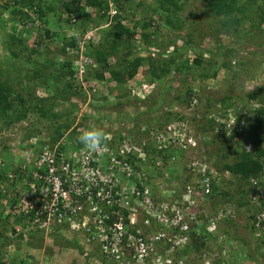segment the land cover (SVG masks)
Listing matches in <instances>:
<instances>
[{
    "label": "rangeland",
    "instance_id": "1",
    "mask_svg": "<svg viewBox=\"0 0 264 264\" xmlns=\"http://www.w3.org/2000/svg\"><path fill=\"white\" fill-rule=\"evenodd\" d=\"M6 1L0 0L1 13ZM105 1L103 12L95 6H86L78 15L87 22V29L81 24V19L71 17L60 2L55 3V13L47 14L51 22L45 25L39 23L34 27L33 24L28 27L19 25L14 29V20H18L19 16L9 17L4 11L5 15L0 20V79L12 83L17 102L14 112L10 113L15 121L0 119V171L6 170L9 171L8 175H12L20 166L34 167L39 153L57 146L50 143L54 140L56 131L69 122H73V125L60 141L65 144L66 158L73 164L78 158L80 160L82 156L84 158L87 154L98 151L91 152L84 146L79 147L77 137L82 129L97 127L105 133L124 134L129 143L134 141L136 145L143 142L150 144L153 142L149 136L151 132L156 128L164 131L170 124H174L168 118L183 116L182 121L176 120L175 123L187 119L194 121L191 127L196 131L199 150L186 154L179 151L177 158L165 165L164 161L161 165H156L160 160L155 155L150 157V164L154 169L149 171V177L158 195L156 200L165 201V207L170 209L171 215L175 214V208H181L185 209L188 216L194 213L208 219L219 215H224L225 220L230 217L229 223L225 220L220 222L217 230L219 236L206 241L204 247L196 251L190 245L185 246L183 250L188 252L186 256L195 258L196 264H203V255L217 260L220 253L226 264H264V237L258 235L254 227L256 217L264 212L263 206L258 211L261 206L258 200L264 194V186L259 182H264V174L260 181L252 180V185H249L235 175L224 172L221 169L223 162L233 161V151L239 145L233 140L226 142L215 138L216 126L215 130L208 127V132L203 128L207 127L208 118H212L226 126L223 129L224 135L229 136L231 128L228 126L235 122V116H242L249 108L261 106L259 102H249L245 96L246 93L264 87V26L258 27L260 20L257 14L261 3L248 9L240 3L242 11H234L230 16H225L218 15L209 0H174L182 8L172 14L166 12L167 8H174L170 5L159 9L158 2L162 3V0H122V7L128 15L126 26L134 28L138 22H147L148 18L154 20L147 32L152 36L156 32V42L149 46L143 42L140 33L138 40L134 36V52L137 50L143 58L150 56L160 60L175 56L179 63L191 69L181 75L172 69L164 80L155 82L149 81L147 74L143 77L138 75L130 84L131 88L127 86L120 92H115L114 83L110 79L102 85L94 84V81L90 86L100 85L98 91L91 92L88 96H74L69 101L56 97L53 101L59 105L54 107L51 100L62 92L64 85L62 80L59 83L54 79L59 70V65L56 64L64 62L62 56H57L55 51L62 46L64 39H81L79 47L82 53L73 61L74 68L80 70L78 61L84 64L80 60L81 55L91 59L85 54L87 40L97 43L106 30L104 28L111 24L108 9L113 0ZM100 13L106 15L105 20H101ZM166 15L172 16L173 23L166 22ZM68 19L71 20L70 23ZM235 19L237 20L232 21ZM45 28L51 30V37L45 36ZM8 34H19L25 40L24 45L13 46L14 50L19 51L18 57L12 56L5 46ZM38 42L42 44L40 49L37 48ZM34 49L38 50L35 54ZM177 49L178 53L175 51ZM198 57L204 60L202 66L195 65L194 60ZM88 66L92 65L89 63L83 71H87ZM76 76L74 82L78 86L84 83L82 86L88 87L84 75L80 77L78 73ZM80 80L83 83L80 84ZM45 84L48 86L45 87ZM190 86L194 89V96L190 104L186 105L179 101L178 96H184ZM29 91L33 93L31 101L27 98ZM134 91L137 95L133 94ZM226 96L231 97L227 100L226 108L230 107L228 103H232V108H225L223 116L222 108L225 106L220 101ZM42 100L48 101L41 104ZM25 107L29 109L26 110V116L22 117ZM244 140L245 137L241 136L237 139L240 143ZM151 145L156 146V149L159 147L156 142ZM223 147L226 149L225 157L219 151ZM108 156L104 149L100 156L102 163ZM192 161L210 168L212 174L208 179L218 177L219 186L229 196L220 191L218 199H202L198 190L205 181L202 179L199 182V178L196 180L189 173L186 166ZM149 167V164H145L143 170L148 171ZM8 185L7 182L0 184L4 194L11 189ZM250 186L252 192L248 189ZM1 202L7 204L5 199ZM9 213L7 208L4 217ZM252 215L255 219L251 218ZM12 217L9 219L11 224L9 221H0V264H18L21 260H26L28 264H103L98 257L91 256V253H97L95 249L81 239H78L79 244L71 245L77 236L70 230L49 227L37 229L33 225L27 227L16 223ZM128 262L122 260L121 264H129Z\"/></svg>",
    "mask_w": 264,
    "mask_h": 264
},
{
    "label": "trees",
    "instance_id": "2",
    "mask_svg": "<svg viewBox=\"0 0 264 264\" xmlns=\"http://www.w3.org/2000/svg\"><path fill=\"white\" fill-rule=\"evenodd\" d=\"M84 0H7L3 6L2 13L0 12V20L3 19L4 11L8 13L9 17H16L19 16V19L14 20V24L16 23V28L19 25L22 26H30V24H33V27L36 25L41 24H48L51 22V18L47 17V14L55 13V3L59 2L66 8L68 14L72 17H79L78 15L81 13L82 10L86 8V6H95L99 10L102 9L103 12V6L106 3L105 0H86L83 4ZM212 7L215 9L216 13L218 15H225L230 16L234 11H242V5L245 9H248L250 7H254L255 5H258L261 3V5L257 8V14L258 19L260 20V24H258V27L264 26V0H209ZM114 4L117 7L118 14L113 17L112 19L109 18L111 21V24L107 26L105 32L101 35V39L96 43L89 41L86 44V51L85 54L91 58V60L94 62V65L91 67L88 66L87 71L84 70V79L86 82H88V87H83L84 83L80 80V86L76 82H74L77 79L78 69L74 68L73 61L77 59L81 52L80 43L81 39L77 40L74 37L67 38V40L64 39L62 46L56 49L55 54L58 56H62V59H64V62L62 63H55L58 66V72L56 77L54 76V79L61 83V80L64 82L62 92L60 94L53 96L52 98V105L58 106L59 103H55L53 100H56V97L59 99L61 98L63 101H69L74 96H80V95H86L88 96V93L93 91V86H90L91 82L94 81H103L105 82L106 79H110V82H114L113 88L116 91H123L127 87L128 81L134 79L136 76H144L147 74V79L149 81L155 82L159 80H164L166 75L170 74L172 69L173 71H176L178 74H183L187 72L191 67L185 66V64H181L178 62L177 58L175 56L170 57L167 60H160V59H154L152 57H146L143 58L139 55V52L137 50L132 49L135 45L134 43V35L137 31L141 33L142 39H144V43L148 44L149 46L153 45L156 41L154 40L156 38V32H153L152 34H149L147 32V29H150L151 26L154 24V20L152 18H148L149 20L147 22H138L136 25H134V28H130L126 26L125 21L127 20L128 15H126V12L124 11V8L122 7V0H113ZM242 3V5L240 4ZM159 9L167 8V5H170L174 7L173 9L167 8L166 12H170L171 14L174 12H177V10H181L182 6L175 2L174 0H162L161 2H158ZM169 7V6H168ZM256 9V8H255ZM145 11V10H144ZM168 14V13H167ZM105 14L100 13L101 20H105ZM47 17V18H45ZM80 18V17H79ZM167 23H173L172 16L166 15L164 16ZM81 19V24L83 23V26L85 28L87 27V22H84L83 18ZM69 20V19H68ZM232 20V21H236ZM71 20L68 22L70 23ZM19 23V24H18ZM14 26V25H13ZM88 28V27H87ZM86 28V29H87ZM45 36L51 37V30L45 28ZM84 33V32H82ZM81 33V34H82ZM153 37V38H152ZM8 40L5 41V46L7 50L11 51L12 56L18 57L19 51L14 50V45H24L25 40H23L19 34L15 36L14 34H8ZM149 38H152L149 39ZM192 39V38H191ZM190 39V40H191ZM187 41V44L190 42ZM37 48L40 49L42 44L40 42L37 43ZM26 47V46H25ZM38 50L34 49L33 54H35ZM177 53L179 50H175ZM48 51H46L47 53ZM43 55V54H40ZM83 55V54H82ZM202 57H198L194 60L195 65L202 66L204 64ZM29 63V62H27ZM144 67L146 70L144 71ZM37 73V72H36ZM38 75V73L36 74ZM106 75H109L107 77ZM76 83V84H75ZM58 84V83H56ZM59 85V84H58ZM48 86V84H45V87ZM83 89L87 90L84 91ZM89 90V92H88ZM29 96H27L28 100L33 99V93L29 91ZM15 88L8 80L4 81L0 79V119H7L10 122H14L15 120L11 117V112H14L15 102H17V98L15 97ZM14 96V97H13ZM194 96V89L190 86L186 90L184 96H178L179 101H181L183 104L186 105L190 104V101L192 97ZM245 96L248 97V101H254L261 103V106L249 108L245 114L237 115L235 116V122H233L232 127L230 131L231 134L229 136H225V131L223 129L226 128L222 123L215 122L212 118H208L209 121H207V127L204 126L203 128L207 129L208 127L210 130H215L216 126V132L214 131V137L219 140H224L231 142V140L234 141V143L238 144L239 148L233 151L234 159L231 162H223L222 164V170L224 172L231 173L232 175H235L236 178L241 180L242 182H245L249 185H252V180H261L262 174H264V106H262V103L264 102V87L259 88L256 90H253L249 93H246ZM120 97V96H119ZM230 96H226L223 99H221L220 102L224 103V106L222 109H224L223 116L225 115V108L227 100H230ZM48 100H42L41 104H45V102ZM50 101V100H49ZM235 105V103H233ZM17 106V105H16ZM229 108H226L227 110L232 108V103H228ZM29 108L25 107V114H23L22 117L26 116V110ZM151 110V109H149ZM148 110V111H149ZM47 113V111H46ZM43 114V113H42ZM45 114V113H44ZM46 115V114H45ZM227 118V115L226 117ZM183 116H176L172 118H168L169 122L176 121V120H183ZM243 121V122H242ZM193 122V121H192ZM245 122V123H244ZM243 123V124H242ZM73 125V122H69V124H66L65 126L62 125L57 131L56 136L54 137V140L51 141L50 144H57V162L55 164H59L60 160L69 161V158H66V147L65 144H62L60 139L66 133L67 130L71 128ZM148 125V124H147ZM219 130H218V129ZM227 130V129H226ZM238 130H241L240 133H238ZM76 132L75 130H73ZM85 131V130H80ZM81 132V133H82ZM243 133V134H242ZM242 134V135H241ZM106 139L103 140V143H106L107 145H110L111 148H121L130 146L131 143L127 141L124 134H115L112 132H106ZM245 137V140L243 143H240V141H237L239 137ZM132 138V137H131ZM79 147H83L79 142ZM248 147V148H247ZM41 150V148H39ZM54 149V148H52ZM39 150V151H40ZM225 147L223 149H219L220 152H223V155L225 157ZM177 151L173 150L170 152L168 149L163 148L162 150H152L151 155L157 156L158 160L164 161V165L171 161L172 155L177 156ZM154 159V158H152ZM140 162V161H139ZM32 170H30V169ZM29 168H25L23 166H20L17 168L16 171L12 172L14 175V178H11L9 174V171L1 170L0 171V184L7 182L9 192L6 190L7 193H3L0 188V221L10 222V218L12 217L16 223H21V225H25L27 217L25 215H19L18 213L13 210L14 206H16L21 197L24 189L29 188L27 186V183L33 182L34 178L32 177V172L34 167L31 166ZM141 169V165L137 162V170ZM30 171V172H29ZM47 169L42 168L40 169V174L45 175ZM261 185L264 186V182H259ZM137 185L138 188L143 191L145 187H150L152 197L151 200L153 203L158 204L160 206L163 205L164 201L159 202L156 200V196H158L155 191V187L152 184V180L149 176H146L144 180H139L137 178ZM211 187H212V194L209 196L210 199H218L219 192L221 191L223 195L229 196V194L222 190V188L218 184V179H212L211 180ZM250 192H252L251 186L248 187ZM22 191V192H21ZM264 192V191H263ZM10 194V196H9ZM224 197V196H223ZM226 198V197H224ZM2 199H5L7 204H3L1 202ZM212 201V200H211ZM242 204V203H241ZM264 202L261 204V206L258 208V211L263 209ZM104 215H107L108 218L105 219V222L107 224H110L112 226L115 222H118L120 218H122V222L124 223L127 235L124 237V243L127 242L128 236L133 235L134 237H141L139 234V230L146 229L143 223L141 225H137V228L130 225L129 222V214L130 210H127L124 207L112 206V205H104ZM9 209V214L4 217V214L6 212V209ZM117 211L116 213H113ZM120 212V214H119ZM252 219H255L254 215L251 216ZM201 219L205 220L204 217L201 216ZM226 218H224L225 220ZM200 218H196L195 222H193L194 225H196V222H199ZM228 223L230 222V217L225 220ZM224 222V221H223ZM222 222V223H223ZM11 224V222H10ZM192 225V224H191ZM12 226V225H11ZM158 226H160L158 224ZM202 230V233L196 234L193 233L192 236V249H200L205 246V242L208 240L213 239V236L206 232V228L203 227L200 228ZM146 232V230H145ZM110 233V232H109ZM76 238H74V241L71 242L72 246H75L76 244H79V240L86 242L90 247L95 249V252L97 253H91V256L98 257L100 263L103 264H121V259H116L115 257L110 258V254H106L103 252L102 249V242L98 237H94L91 234L88 237L82 236L80 233H74ZM145 235H151L150 233H147ZM149 236H147V239H144V243L148 245L151 243L148 239ZM153 243V242H152ZM110 249H113L115 246V242L113 239H111V235L108 236V239L106 240V243ZM156 244V243H155ZM171 244L165 243L162 244V242H158L157 245L154 247L155 251H151V249L148 250V252L144 255V257L140 260L142 261L139 264H155L157 259L159 257H163L164 255H167V251L170 249ZM189 251V250H188ZM133 257L131 261L133 263H137L139 258V253H135V250H132ZM111 253V251H110ZM174 256H185L188 252H185L184 250H176L174 251ZM114 255V254H113ZM18 264H28L26 260H21ZM138 264V263H137Z\"/></svg>",
    "mask_w": 264,
    "mask_h": 264
},
{
    "label": "built area",
    "instance_id": "3",
    "mask_svg": "<svg viewBox=\"0 0 264 264\" xmlns=\"http://www.w3.org/2000/svg\"><path fill=\"white\" fill-rule=\"evenodd\" d=\"M108 11L111 19L118 14L113 1L110 2ZM139 34L140 32L136 31L134 35L136 40L140 38ZM89 38L90 36L87 39ZM80 60L84 62V64H81L78 61L80 69L78 73L81 77L84 74L83 68L87 67L89 63L94 65V62L91 59L84 58L83 55H81ZM95 83L100 82L95 81ZM94 84H92L94 87L92 92L98 91L101 87ZM133 93L137 92L134 91ZM232 124L229 123L228 127H232ZM151 138L160 143V149L165 148L170 152L179 150L186 154L198 152L199 150L198 138L194 136L186 122L185 124H170L159 134H152ZM56 148L45 149L38 154L32 172L34 181L27 183L29 188L24 189L19 203L13 208L19 215L23 214L27 217L25 222L27 227L33 225L37 229L45 227L68 229L71 232L80 233L84 237L91 234L100 239L103 252L110 254V258L131 260L133 257L131 251L135 250V253H139L138 264L142 262L140 260L149 249L155 251L154 247L158 242H162V244L170 243L171 247L167 251V255L159 257L155 264H196L195 258L191 259L186 255L174 256V251H181L185 246L191 244V233H202L199 222L198 226L193 224L197 216L194 213L188 216L184 212L185 209L181 208H175V214L171 215L169 213L170 209L165 207V204L159 208L144 205L140 202L141 192L137 189V182L134 178L140 177L142 179L144 173L142 170H137V167L128 160V153L132 151L131 145L114 149L103 143L96 153L87 154L84 158L82 156L80 160L78 158L73 164L63 159L60 160L59 164H55L57 162ZM104 149L109 156L102 163L100 156ZM172 156L174 160L176 155ZM186 167L191 174H205L207 172L206 166L197 161L189 162ZM42 168L48 171L45 175L40 174ZM10 176L14 178L13 174ZM209 183L210 181L207 180L204 188H199L198 192L202 196L209 191ZM132 194L136 195L134 202L130 201V195ZM149 195V188L145 187L144 197L146 198ZM258 201L260 204L264 202V194H261ZM137 204L145 210L141 209L137 212L139 208ZM104 205H119V207L130 210V225L137 228L138 224L143 223L146 232L140 228L139 234L141 237L137 238L129 235L127 242L124 243V237L128 232L122 218L112 226L107 224L105 219L108 216L104 215ZM113 213L117 214V211ZM256 218L254 223L256 233L264 237V212L258 214ZM222 220H224V215L208 219L205 230L211 234L216 233ZM147 233L151 235H145ZM109 235L115 242L113 249L105 244ZM147 236H149L148 239L151 242L148 247L144 243ZM128 263L133 262L129 261ZM203 264H212V262L210 259H204ZM222 264H226L225 261Z\"/></svg>",
    "mask_w": 264,
    "mask_h": 264
},
{
    "label": "clouds",
    "instance_id": "4",
    "mask_svg": "<svg viewBox=\"0 0 264 264\" xmlns=\"http://www.w3.org/2000/svg\"><path fill=\"white\" fill-rule=\"evenodd\" d=\"M107 77H109V75H106ZM107 80V79H106ZM105 80V81H106ZM134 81V79H132V80H130V81H128V83H127V86L129 87L130 86V84L132 83ZM100 82V85H102L104 82L102 81H99ZM112 83H114V82H112ZM115 84V83H114ZM134 84V83H133ZM131 88V87H130ZM130 88H128V89H130ZM130 91V93H131V90H129ZM134 95H137V93H133ZM179 121H182V120H179ZM186 122V124L188 123V127H189V129L192 131V133L194 132V136H196V131H193L194 129L191 127V123H192V121H190L189 119H187V120H185L184 122H179V123H185ZM194 122V121H193ZM173 123H175V121L173 122ZM148 126V125H147ZM147 126L145 125L144 127L146 128V130H147V132H149V128L147 129ZM166 129V128H165ZM161 131H159V129L158 128H156V130L154 131V132H151L150 134H149V136L150 137H152V134H159ZM106 139V135H105V132L103 131V129H101V128H97V127H91V128H89V129H87V130H85V131H83L82 133H80L79 135H78V137H77V140H78V142L81 144V145H83L85 148H87L89 151H91V152H95V151H97V149L101 146V144H102V142H103V140H105ZM154 142H156V143H158L157 141H154L153 140V142L152 143H154ZM152 143H150V144H148V143H146V142H143V143H140L139 145L137 144H135V142L134 141H132V143L130 144L131 145V148H132V151L130 152V153H128V160L129 161H131L132 162V164L135 166V167H137V162L141 165V169L140 170H142L143 171V173H144V177L141 179L140 177H135L134 178V180L137 182V178L139 179V180H144L145 178H146V176H150L149 175V171L150 170H153L154 169V166H151V164H150V157L152 156L151 155V151L152 150H162V149H160L159 147H158V149H156V146H153V145H151ZM158 144H160V143H158ZM177 152H179V150H176ZM173 160V159H172ZM171 160V163L173 162ZM140 161V162H139ZM160 163V164H159ZM170 163V162H169ZM168 163V164H169ZM145 164H149V170L148 171H145V170H143V166L145 165ZM162 164V161L160 160V161H158L157 163H156V165H161ZM207 169V172L205 173V174H201V173H194L193 175V178H195L196 180H198V178H199V182H201L202 181V179L205 181L204 182V184L207 182V180H209L210 181V183H209V191L207 192V193H205V194H203V196H202V199H205V198H207V199H209L210 197V195L212 194V187H211V179H208V176H211V174H212V171H211V169L210 168H206ZM147 172H148V174H147ZM216 178H218V177H216ZM204 184L201 186V187H199V188H204ZM149 188V191H150V195L148 196V197H144V190H145V188H144V190L143 191H141L139 188H138V185H137V189L141 192V196H140V198H141V200H140V202H142L144 205H150V206H154V207H158V204H155V203H153L152 202V200H151V197H152V193H151V188L150 187H148ZM136 200V195L135 194H132V195H130V201L131 202H134ZM138 202H139V200H137ZM163 204H165L166 205V202L164 201V203ZM138 205V204H137ZM139 206V205H138ZM164 205H162V207H163ZM135 207V206H134ZM159 208H161V206H159ZM141 209H143V211L145 210L142 206H139V208L137 209V212H139V211H141ZM196 215V214H195ZM201 215V214H200ZM198 218H200V220H199V225H200V228H202L203 226H204V228H205V226L207 225V221H208V218L206 217L205 218V220H203V219H201V216H198V215H196ZM204 216V215H203ZM196 217V218H197ZM224 218H226V217H224ZM195 221V220H194ZM197 224V226H198V222H196ZM207 232V231H206ZM194 233V232H193ZM193 233H191V235L193 234ZM207 233H209V232H207ZM217 233H219L218 231L216 232V233H214V234H211V233H209L210 235H212L213 236V238H216V237H218L219 236V234H217ZM197 234V233H196ZM190 235V246H192V236ZM222 253H220V254H218V259L217 260H213V258H210V257H206L205 255H203L204 257H203V259H205V260H207V259H210L211 260V262H212V264H215V262H217L216 264H222L224 261H223V258H222V255H221ZM220 260V261H219ZM204 263V262H203Z\"/></svg>",
    "mask_w": 264,
    "mask_h": 264
}]
</instances>
